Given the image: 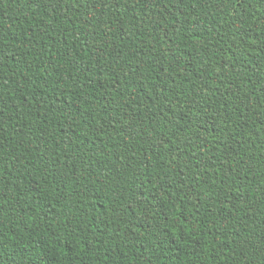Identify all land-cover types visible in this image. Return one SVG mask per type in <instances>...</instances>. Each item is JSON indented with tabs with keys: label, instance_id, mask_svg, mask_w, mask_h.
Returning <instances> with one entry per match:
<instances>
[{
	"label": "trees",
	"instance_id": "trees-1",
	"mask_svg": "<svg viewBox=\"0 0 264 264\" xmlns=\"http://www.w3.org/2000/svg\"><path fill=\"white\" fill-rule=\"evenodd\" d=\"M0 264H264V0H0Z\"/></svg>",
	"mask_w": 264,
	"mask_h": 264
}]
</instances>
